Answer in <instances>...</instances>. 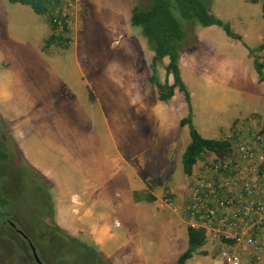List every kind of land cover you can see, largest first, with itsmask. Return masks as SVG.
<instances>
[{"label":"rangeland","instance_id":"374dc122","mask_svg":"<svg viewBox=\"0 0 264 264\" xmlns=\"http://www.w3.org/2000/svg\"><path fill=\"white\" fill-rule=\"evenodd\" d=\"M202 1L242 38L233 40L221 27H202L176 15L183 32L178 69L190 97L191 123L205 138H226L235 128L240 139L264 128V81H257L252 64L253 57L264 63V47L251 54L247 50L264 41V0ZM151 2L80 0L68 16V47L44 48L51 32L45 16L0 0V91H5L0 95V150L6 154L0 158V194L11 195L7 203L0 198V211L49 228L55 186L76 170L77 178L97 186L96 195L110 194L125 222L138 217L131 229L123 224L130 236L120 238L112 252L96 246L105 264H175L186 248L180 198L189 176L182 171L181 153L189 136L179 120L187 106L176 88L169 100H158L147 79L152 51L140 27L129 22L133 6L143 10ZM165 63L163 58L155 64L160 82ZM40 90L47 91V99ZM53 132H58L57 140L47 139ZM129 170L134 172L130 180L144 178L148 189L157 181L152 192L161 205L156 211L147 201L146 186L131 190ZM92 171L104 172L109 184L88 178ZM131 201L140 203L139 211ZM74 237L89 241L86 235ZM185 264L221 261L203 244ZM243 264H264V258Z\"/></svg>","mask_w":264,"mask_h":264},{"label":"trees","instance_id":"16d2710c","mask_svg":"<svg viewBox=\"0 0 264 264\" xmlns=\"http://www.w3.org/2000/svg\"><path fill=\"white\" fill-rule=\"evenodd\" d=\"M9 2H18L27 5L37 14L45 16L48 27L51 30L44 42V48H49L50 45L56 44L60 48H67L69 45L68 26L61 19L63 31L55 32L56 21L58 19L55 9L59 0H8ZM254 1V0H252ZM261 8L264 11V2L261 3ZM185 20H194L202 27L216 25L221 27L224 34L241 42V36L234 33L226 22L215 17L209 7L202 0H152V2L143 10L137 6H133L130 10L129 22L133 26H139L142 36L146 39L148 48L152 51L149 68L151 73L148 77L150 84H153L157 89V98L159 101H167L173 94L176 88L183 95V100L187 106V114L179 120V124L186 125L189 142L186 144L181 153V168L184 174L191 173L193 165L202 158L207 152L220 154L231 149L232 145L238 141L240 133L235 131V128L230 129L231 133L226 138H205L201 136L191 123V108L190 97L188 90L182 82L178 69V57L181 50L180 40L183 36L180 22L176 17ZM192 22V21H189ZM65 33V34H64ZM264 41L256 46V48H248V53L251 54L256 49H262ZM166 58L164 65L165 79L160 82L155 75V64L157 61ZM252 64L256 72L257 81H264L262 69L264 63L259 62L256 57L252 58ZM170 76L172 81L167 83L166 78ZM254 115V114H253ZM236 122V119H234ZM234 124V123H233ZM254 132L264 133V128H259ZM5 152L0 150V158L5 157ZM17 195L14 194V197ZM11 195L0 194L1 199H10ZM13 197V198H14ZM150 200L152 199L149 197ZM4 202L0 200V205ZM30 212V207L28 206ZM17 216V215H16ZM22 216V215H21ZM21 216H17L20 218ZM26 229L31 235L33 244L41 248V254L50 257L52 264H105L100 260L96 246L91 241H86L78 237H74L59 228L54 221L49 217L46 222L51 224V228H44L34 223H28L23 217ZM51 231L49 239H47L51 249L45 251V234ZM186 248L177 256L175 264H185V261L204 244L203 230L186 226ZM203 255L205 251H201Z\"/></svg>","mask_w":264,"mask_h":264},{"label":"built area","instance_id":"2783aa9c","mask_svg":"<svg viewBox=\"0 0 264 264\" xmlns=\"http://www.w3.org/2000/svg\"><path fill=\"white\" fill-rule=\"evenodd\" d=\"M80 0H59L56 30ZM65 34V33H64ZM180 198L187 225L203 230L221 264L264 258V133L252 132L231 149L207 152L192 167ZM168 200V199H167ZM166 200V201H167Z\"/></svg>","mask_w":264,"mask_h":264},{"label":"crops","instance_id":"0c3cea01","mask_svg":"<svg viewBox=\"0 0 264 264\" xmlns=\"http://www.w3.org/2000/svg\"><path fill=\"white\" fill-rule=\"evenodd\" d=\"M257 1L259 0H254L253 2H257ZM261 3H260V8H261ZM47 27L48 26H46V29ZM168 77L170 76H167V78ZM3 93H5V91H0V95H3ZM39 93L44 97V99H47L45 97L47 91L40 90ZM33 101L38 102V99L33 98ZM234 119L236 118H233V120ZM222 132H223V128H220L218 133L221 135ZM57 135H59L58 132H53L49 134L47 139L57 140ZM34 166L39 167L40 164L35 163ZM83 175L84 174L82 172L81 176ZM132 175L134 176V172L132 170H129L127 172V179L129 181L130 188L133 192L135 191V189L136 190L144 189L145 186L147 188V185L144 184V178H138L137 180L134 179L130 180V177ZM69 177L75 178V180L73 181ZM88 178L90 179L98 178L99 183L102 182L109 184L107 180L108 176L106 177L104 172L101 171H98L95 174L92 171L91 176H88ZM155 178L158 177L154 176L152 179ZM152 179L145 178V181L148 182L149 180ZM92 185H94L92 184V181L89 182L88 180L82 177L77 178L76 170L72 172V174L63 176L58 181V184L55 186L56 196H55V205H54L55 206L54 221L56 225H58L61 229L66 231V233H68L69 235L75 236L80 234V236L81 235L89 236L87 240L93 242V244L97 246L98 249L106 253H110L118 245L122 243L120 238L125 236H130V234L124 232L123 224L125 223L124 226H127L128 229H131L134 223L133 220H137L138 217L132 216L128 222H125V220L127 219H124L122 217V211L118 213L116 212V209L114 207L115 203L110 198V194L105 190L102 196H98L96 195V192L98 190L97 186H92ZM149 187L150 189L147 188L146 198L148 202L153 204V207L155 208L156 211L158 207H160L161 205V203H157L159 202L158 193L155 194L154 192H152V188L157 187V181L155 180L154 185L150 184ZM101 189H104L103 185L101 186ZM111 190L112 188L110 189V191ZM160 196L162 198V193ZM149 197L152 198L151 201H149L148 199ZM131 203L134 206L138 205L136 206L138 208V210L136 211L140 210L139 209L140 203L138 201H131Z\"/></svg>","mask_w":264,"mask_h":264},{"label":"flooded vegetation","instance_id":"af4514ba","mask_svg":"<svg viewBox=\"0 0 264 264\" xmlns=\"http://www.w3.org/2000/svg\"><path fill=\"white\" fill-rule=\"evenodd\" d=\"M49 224V223H48ZM49 224V228H51ZM51 231L45 234V251H49L51 246L47 239H49ZM30 245L33 247L34 253L38 261L34 258ZM41 248L33 244L31 235L26 229L23 220L18 218L10 211H0V263H12L14 257L16 261L13 264H52L50 257L41 254ZM9 254V255H6ZM5 257L7 260H5Z\"/></svg>","mask_w":264,"mask_h":264},{"label":"water","instance_id":"95a60500","mask_svg":"<svg viewBox=\"0 0 264 264\" xmlns=\"http://www.w3.org/2000/svg\"><path fill=\"white\" fill-rule=\"evenodd\" d=\"M30 249H31V251H32V254H33L34 258L38 261V258H37V256L35 255L34 250H33V247H32L31 245H30Z\"/></svg>","mask_w":264,"mask_h":264},{"label":"clouds","instance_id":"9594fccd","mask_svg":"<svg viewBox=\"0 0 264 264\" xmlns=\"http://www.w3.org/2000/svg\"><path fill=\"white\" fill-rule=\"evenodd\" d=\"M186 225H187V223H186Z\"/></svg>","mask_w":264,"mask_h":264}]
</instances>
